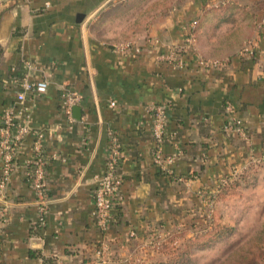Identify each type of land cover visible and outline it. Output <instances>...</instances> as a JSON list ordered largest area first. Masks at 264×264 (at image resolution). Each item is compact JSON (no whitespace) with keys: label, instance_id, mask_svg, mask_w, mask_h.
<instances>
[{"label":"crops","instance_id":"0c3cea01","mask_svg":"<svg viewBox=\"0 0 264 264\" xmlns=\"http://www.w3.org/2000/svg\"><path fill=\"white\" fill-rule=\"evenodd\" d=\"M147 1L0 0V118L16 105L19 79L48 83L43 94L28 92L23 106L45 136L52 201L40 227L27 178L29 137L0 197V264H92L102 242L109 264L147 260L148 246L199 212L225 179L264 159V0H182L156 9ZM128 41L141 52L115 51ZM248 42L255 57L240 58ZM171 50H182L183 69L160 60ZM196 56L225 65L205 70ZM71 90L81 96L73 123L61 109ZM227 103L247 137L224 131ZM157 104L171 106L164 153L175 162L167 170L152 157ZM111 131L124 151L123 200L104 235L94 222V191Z\"/></svg>","mask_w":264,"mask_h":264},{"label":"built area","instance_id":"2783aa9c","mask_svg":"<svg viewBox=\"0 0 264 264\" xmlns=\"http://www.w3.org/2000/svg\"><path fill=\"white\" fill-rule=\"evenodd\" d=\"M194 41V35L191 34L188 38V44H194ZM115 51L123 56H135L141 52V48L135 42L128 41L116 46ZM182 53V50H171L169 53L161 56L160 60L176 68L183 69L185 62ZM239 56L245 59L255 57L253 42H248L239 52ZM195 59H198L199 66L205 70L217 69L225 65V62L218 60H208L198 56ZM19 86L20 90L17 94L16 105L6 109L0 118V162L2 164L0 197L4 198L24 143L29 137H33V154L29 161L27 178L31 189L36 194V203L39 210L38 225L42 227L45 225V217L52 202L49 196L46 177V169L50 159L45 150V136L42 132L34 130L31 127L29 123V111L23 105L26 102L28 92L43 94L48 89V83H31L27 78H22L19 79ZM80 101L81 96L72 90L64 92L61 96V109L70 123L74 122L73 108L78 106ZM110 105L113 107L116 103L111 102ZM170 112L171 106L169 104H157L150 108L152 116L151 130L155 142L152 157L154 164L162 166L165 170H167V166L173 165L175 162L174 156H167L164 153V144L168 141L167 125ZM225 114L227 121L224 125V131L235 133L243 138L247 137L246 127L237 118L235 107L231 103L226 104ZM123 161L124 151L120 137L118 133L111 131L109 133L105 167L102 174L96 178L94 191V222L104 235L110 229L114 209L123 200V176L121 173ZM4 215L5 210L3 209L1 212L2 219H4ZM109 250V245L104 242L98 246L96 254L99 264L109 262L107 258Z\"/></svg>","mask_w":264,"mask_h":264},{"label":"rangeland","instance_id":"374dc122","mask_svg":"<svg viewBox=\"0 0 264 264\" xmlns=\"http://www.w3.org/2000/svg\"><path fill=\"white\" fill-rule=\"evenodd\" d=\"M181 1L147 2L156 9ZM209 197L183 225L148 246L151 258L133 264H167L172 257L179 258L176 264H264V159L225 179Z\"/></svg>","mask_w":264,"mask_h":264},{"label":"trees","instance_id":"16d2710c","mask_svg":"<svg viewBox=\"0 0 264 264\" xmlns=\"http://www.w3.org/2000/svg\"><path fill=\"white\" fill-rule=\"evenodd\" d=\"M196 28H197V26H196ZM210 196V195H209ZM209 196H207V197H205V199H207V200H209L210 201V197ZM98 246L99 245H96V248H98ZM178 260H179V258H176V257H172L171 258V260L167 263V264H176L177 262H178ZM89 261H91V263L92 264H96L97 262L94 260V261H92V260H89ZM102 264V263H101Z\"/></svg>","mask_w":264,"mask_h":264},{"label":"water","instance_id":"95a60500","mask_svg":"<svg viewBox=\"0 0 264 264\" xmlns=\"http://www.w3.org/2000/svg\"><path fill=\"white\" fill-rule=\"evenodd\" d=\"M73 115L75 118L80 119L81 117V109L78 106L73 108Z\"/></svg>","mask_w":264,"mask_h":264}]
</instances>
